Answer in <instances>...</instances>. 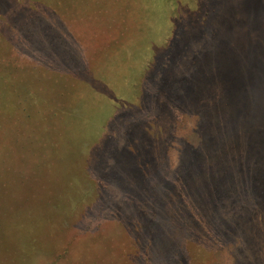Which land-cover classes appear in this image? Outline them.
<instances>
[{"label":"rangeland","instance_id":"1","mask_svg":"<svg viewBox=\"0 0 264 264\" xmlns=\"http://www.w3.org/2000/svg\"><path fill=\"white\" fill-rule=\"evenodd\" d=\"M165 1L0 0V264H264V0ZM156 43L90 147L56 130Z\"/></svg>","mask_w":264,"mask_h":264},{"label":"trees","instance_id":"2","mask_svg":"<svg viewBox=\"0 0 264 264\" xmlns=\"http://www.w3.org/2000/svg\"><path fill=\"white\" fill-rule=\"evenodd\" d=\"M151 1L153 2L152 3L153 8L155 7L157 10L161 11L164 19L166 20L167 15L169 14V10L171 9V8H169V6L166 8V5L164 3L166 1L165 0H151ZM162 7H164V8H162ZM157 29H158V31L156 34V42L158 43V42H161V40H163L164 35H162V33L165 32V29L163 27V24H160V25L158 24ZM157 43L156 44H150L149 45L150 48L148 51L145 49L146 52H143L141 57H139L137 59L136 63L133 65V67H135V68L131 71L130 75L123 81H118V82L111 81L109 78H107L105 76H101L99 73H97L95 71V69H93L92 72L90 71L89 74L91 77H93V76H95L96 78L100 77L103 80L107 81L111 85V87H109L107 84H105V82H104L103 86L107 88L106 90H108V92L109 91L111 93L114 92V90L112 89V88H114L119 93L127 94L129 96L134 95L137 91L139 92V90H140L139 89V83H138L140 80V75H141V70H140L141 67L139 68L140 62L143 59V57L145 56V54H147L149 56V59L152 58L153 49L155 48V46H158V44H159V43L158 44ZM145 68L147 70H149L148 69L149 67H145ZM221 88H222V86L218 87V89H217L218 91L216 90L218 96H216L214 98L210 94H211L212 90H214L215 88H213L209 92V94L207 93L206 97L209 98L208 101L210 103L215 105L223 97L224 93H223ZM230 88L231 87L229 86L226 89V91L229 90ZM72 94H73L72 102L76 103L74 105L78 106L79 116L77 118H74V116L70 113L69 108H66V110H64L63 113H61V117L59 114H57L58 117L55 118L53 120V122L57 126L56 130L60 131L62 129H66V131H75V130L77 131L73 137V144L75 143V145H80V147L82 146L81 148H83L84 145H82V143L84 141L85 142L88 141V142H90V144H89V147H90V145L93 144L94 140H96L95 138L97 136V131L100 127L101 118H99V116H102L104 108H105V107L103 108V102H107L110 100L118 101V100H122V99H118L116 97V95H114L113 93H112V95H109V93L105 92V90H97L96 92L92 91V90H90L89 87H86V86L81 85V84H78L76 87L75 86L73 87L71 95ZM136 96H137V93H136ZM12 98L13 97L6 98L7 104H5V106H7L9 103L14 102ZM53 103L54 102H52V104ZM52 104H49V105H52ZM200 105H201V103H200ZM200 109H201V107H200ZM43 113H44V111H43ZM36 114L41 115L42 112L37 111ZM87 115H90L93 118L92 125H93V133L94 134H90V135H88V138H84V133H85L84 129L87 126ZM60 121H61V126H58V123H60ZM4 147H5V145L2 148H4ZM1 149H0V152L2 151ZM87 150H88L87 148L83 150L84 154H82L80 160L77 161L79 169H77L78 173H77L76 177H78V175L80 173L84 174V179L82 180L81 185L82 186H84V185L91 186L92 189L88 192H93V188H94L95 183L93 180V178H94L93 174L91 172H89L90 174L88 173V156L86 154ZM203 179H205V178H202L201 180H203ZM213 191L214 190L212 189L210 191V193L212 194ZM87 195H88V193L86 192L84 194V196H87ZM76 207H74L73 209H75ZM23 243H25V242H23ZM23 243H21L20 245H22Z\"/></svg>","mask_w":264,"mask_h":264}]
</instances>
